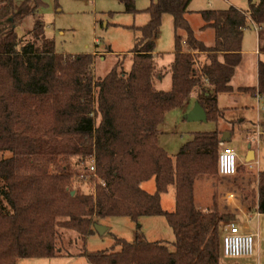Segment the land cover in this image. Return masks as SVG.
I'll use <instances>...</instances> for the list:
<instances>
[{
  "label": "trees",
  "instance_id": "trees-1",
  "mask_svg": "<svg viewBox=\"0 0 264 264\" xmlns=\"http://www.w3.org/2000/svg\"><path fill=\"white\" fill-rule=\"evenodd\" d=\"M114 1L124 13L148 15L145 25L132 27L139 36L122 82L112 72L95 81L94 54L55 52L39 15L41 0L0 2V264L62 257L60 230L77 234L82 247L76 257L89 264H220L222 226L233 216L202 212L194 203L196 178L218 174V132L193 133L172 158L158 145V127L194 93L207 122L218 121L217 96L234 91L231 81L246 30L257 28L264 53V0H248L246 11L197 12L201 29L214 32L211 47L195 37L186 19L193 0H150L143 11L136 9V0ZM164 15L172 17L174 31L173 61L164 70L171 75L169 91L154 87L164 75L156 64ZM27 18L32 27L19 37L16 29ZM237 91L264 96L262 62L257 86ZM91 161L94 174L88 172ZM72 177L100 183L84 194L73 188ZM151 179L152 194L140 187ZM170 186L175 208L167 212L160 199ZM253 191L256 211L264 215V171ZM243 200H249L248 194ZM122 217L133 222L163 217L173 232L174 250L144 239H115L116 252L86 250L99 219Z\"/></svg>",
  "mask_w": 264,
  "mask_h": 264
},
{
  "label": "rangeland",
  "instance_id": "rangeland-1",
  "mask_svg": "<svg viewBox=\"0 0 264 264\" xmlns=\"http://www.w3.org/2000/svg\"><path fill=\"white\" fill-rule=\"evenodd\" d=\"M43 6L39 9V15L44 23L45 36L54 42L55 52L64 55H80L94 54L93 76L95 81L103 80L109 73L116 76L118 82L124 81L126 75L130 72L132 58L129 51L134 47L135 39L139 33L132 27H141L148 21V15L144 12L136 14L124 13L122 4L114 0H41ZM21 2V1H20ZM18 2L17 4H20ZM150 4V0H136L135 6L139 11H143ZM191 9L195 12L204 10H227L230 7L248 8V0H193ZM210 5V6H208ZM201 24L200 17L194 15L191 17L190 27L200 37L197 29ZM32 27V19L27 18L23 24L16 29L19 37L23 36L26 31ZM179 34H183L182 31ZM205 44H208V37H203ZM257 41L253 31H246L243 37L242 53L243 61L240 68L231 81V86L236 89L237 86H255L256 83V67L258 61L264 64V56H257ZM174 51V31L173 20L169 15H164L156 40V64L158 69L163 73L173 61ZM164 71L161 82L154 81V87L157 90L169 91L171 89V75ZM98 89L94 93V102L97 107ZM218 108L226 110V107H234L230 109L225 118L228 121H235L233 129L237 131V126L241 125V129L249 135L257 132L259 123L264 122V100L257 105L249 96L222 95L218 97ZM222 113V112H220ZM221 116V115H220ZM244 119L243 123H238ZM99 118L97 124L99 123ZM216 123H188L183 120L179 111H171L167 113L161 127L160 140H165L169 146L170 153H178L181 147L191 139L193 133L212 132L216 129ZM231 129V128H230ZM261 130L264 127L261 126ZM226 146L232 148L236 154L237 174L233 177L225 178L227 192H235L243 199L248 194L249 202L253 200L257 172L264 171V137L260 140V144L250 140L249 142H241L240 137L235 135L232 141ZM248 147L251 151L259 153L258 159L255 160L254 172L241 174L239 166L245 163ZM219 155V154H218ZM8 156L6 155L5 158ZM1 159V157H0ZM253 161V160H252ZM251 160L247 163H251ZM211 179H220L218 174ZM83 184L78 183L79 179L73 182V188L79 189L84 194L94 192L96 183H100L98 179L93 182L87 178ZM154 188V181L150 183ZM146 186V185H145ZM144 189L147 188V186ZM169 198L173 202L171 195L165 197L162 208L167 212L174 210L173 203L170 206L166 200ZM264 216V215H263ZM98 225L104 227L106 232L102 235L95 232L87 238L86 250L88 252L119 251V247L115 246V239H123L127 242H134L136 239H144L148 242H162L167 245L170 251L174 250V235L163 217H144L137 222H133L128 218H107L99 219ZM255 227L256 222H254ZM58 247L62 250V257L52 259H20L17 264H89L83 257H76L82 247V241L75 232L60 230L58 239ZM254 245V249H255ZM264 249V248H263ZM255 253V252H254ZM264 253V250H263ZM70 256V257H69ZM252 264H258L257 255L253 256ZM221 264H232L233 262H245L252 258L225 259L221 257ZM250 264V263H249ZM264 264V255L261 260Z\"/></svg>",
  "mask_w": 264,
  "mask_h": 264
},
{
  "label": "crops",
  "instance_id": "crops-1",
  "mask_svg": "<svg viewBox=\"0 0 264 264\" xmlns=\"http://www.w3.org/2000/svg\"><path fill=\"white\" fill-rule=\"evenodd\" d=\"M4 0H0V2H2ZM16 3L22 1V0H15ZM254 2L256 0H253ZM210 6V5H208ZM191 9V4L189 6V10ZM239 10H248L245 9L244 7H240L237 8ZM191 13L188 14L186 16L187 21L190 24L191 21V17H193L194 15L200 17L197 12L190 10ZM201 19V18H200ZM203 26V21L201 20V24L199 25L197 31L200 34V37L195 34V37L201 41L205 46L207 47H211L214 43V32L212 29L207 28L205 30H202L201 27ZM246 31H253L255 36H256V41H257V48H256V53L257 56H264V53H261L259 51V41H258V30L255 27H252ZM245 31V32H246ZM244 32V33H245ZM195 33V32H194ZM203 37H208L209 41L208 44H205V41L203 39ZM244 37V34H243ZM242 45H243V39H242V44H241V53H242ZM158 54V53H156ZM243 61V53H242V59L240 64ZM259 62V61H258ZM240 64L238 65V67L236 68V71L234 73V76L236 75L237 71L240 68ZM258 67V64H257ZM257 67H256V83L255 86H237L236 89H234V91L232 93H222L219 94L217 96V103H218V97L222 96V95H237V96H249L251 97L257 105H260V102L264 100V96L262 95H252L251 93H243V92H238L237 90L240 88H253L257 86ZM233 76V77H234ZM233 79V78H232ZM162 79H158V82H161ZM197 103V93L191 94L189 96V98L187 99L186 103L184 104V106L176 111H179V113L182 115L183 120H184V116L190 112L194 106V104ZM234 107H226V110H220L221 116L218 119V121L216 122V129L214 131L218 132V136L220 139V145H219V152L221 151V149L223 147H228L226 146V144L230 143L233 139V137L235 135H238L240 137L241 142H249L250 140L255 141L257 144H260V140L264 137V130H261V126L264 127V122L259 123L258 122V126H257V132L254 133V135H249L248 133H246L245 131H243L241 129V125L237 126V131H235L233 129V126L230 127L231 125L229 124H234L235 121H228L225 118L226 113L230 110L233 109ZM226 111V113H225ZM229 113V112H228ZM185 122H187L186 120H184ZM238 123H243L244 119L241 121H237ZM189 123V122H188ZM193 123H202V122H193ZM206 123V122H205ZM163 126V122L162 124L158 127L159 130V134H158V145L160 148H162L169 156H171L172 158L175 157L176 153H170L168 151L169 146L167 145L165 140H160V134L161 132V127ZM231 128V129H230ZM213 132V131H212ZM197 133V132H196ZM202 133V132H201ZM227 134L229 135L227 137ZM225 136L226 142L222 143V138ZM191 139H192V135H191ZM191 139L189 141H191ZM188 141V142H189ZM254 153V159L251 163H247L245 160V163H242L239 166V172L241 174H247L250 172H254V165H255V160L258 159L259 153L256 151H253ZM257 164V163H256ZM262 171L257 172L256 174L260 173ZM219 176V175H218ZM220 177V176H219ZM152 181H154L153 179L143 182L141 183L140 187L146 191L147 193H154L155 190L153 189V186L150 184ZM147 186L146 189H144V186ZM145 186V187H146ZM154 188H155V182H154ZM171 195L173 198V202L170 201L169 198H166L169 206L171 203H173V208H175V190L173 186H170L168 188V191L164 194H161V206L163 204V201L165 199V197ZM194 203L196 205V207L202 211V212H207L209 210H217L220 213H229L231 214L233 217V219L229 222V223H233L235 224L239 230L243 233H247V234H253L255 235V249L254 252L257 255V262L258 264H261V260L263 259V248H264V216L260 215L257 213L256 211V199L254 198L251 202L248 201H244L243 199H241L237 193L235 192H227V186H226V180L223 177H220V179L216 178V179H211L206 175H200L196 178L195 182H194ZM163 209V208H162ZM148 218H153V217H148ZM141 219V218H140ZM256 222L255 227H253V223ZM226 223V224H229ZM224 224L222 226L225 227ZM255 253L253 254V256H255ZM250 257L252 258L249 261H246L248 264H252L251 262L254 261V257ZM221 264V261H220ZM232 264H246L245 262H233Z\"/></svg>",
  "mask_w": 264,
  "mask_h": 264
},
{
  "label": "built area",
  "instance_id": "built-area-1",
  "mask_svg": "<svg viewBox=\"0 0 264 264\" xmlns=\"http://www.w3.org/2000/svg\"><path fill=\"white\" fill-rule=\"evenodd\" d=\"M236 154L230 147H223L218 155L217 172L220 177L228 178L237 174ZM88 172L95 173L94 162L88 165ZM80 180L83 177H72ZM255 235L243 233L233 224H226L221 232V256L225 259L250 258L254 254Z\"/></svg>",
  "mask_w": 264,
  "mask_h": 264
},
{
  "label": "water",
  "instance_id": "water-1",
  "mask_svg": "<svg viewBox=\"0 0 264 264\" xmlns=\"http://www.w3.org/2000/svg\"><path fill=\"white\" fill-rule=\"evenodd\" d=\"M184 120H186L189 123H193V122L205 123L207 122V116L203 108L198 103H195L192 110L184 116ZM228 136L229 135L227 134V137ZM224 142H226L225 136L222 138V143ZM248 149L249 151L246 157V162H249L250 160L252 161L254 159L253 151L250 150V147H248ZM73 194L74 193L72 192L71 195ZM94 230L100 235L106 232V229L98 224L94 226Z\"/></svg>",
  "mask_w": 264,
  "mask_h": 264
}]
</instances>
